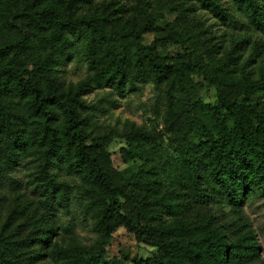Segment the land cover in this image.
<instances>
[{
  "label": "trees",
  "instance_id": "obj_1",
  "mask_svg": "<svg viewBox=\"0 0 264 264\" xmlns=\"http://www.w3.org/2000/svg\"><path fill=\"white\" fill-rule=\"evenodd\" d=\"M190 1L230 29L247 28L220 0ZM236 3L252 26L264 29L262 0ZM137 4L126 14L116 0H0V146L9 134L10 143H40L38 179L26 189L38 193L43 210L9 217L0 232V264H105V248L121 228L157 249L144 264H264L240 206L250 192L264 201V68L253 67L255 48L246 38L234 40L223 68L203 71L172 57L169 42L159 49L170 32L156 26L142 0ZM147 32L154 41L145 45ZM75 60L84 63L85 76L66 84L58 67ZM195 77L200 87L216 90L215 105L197 98ZM148 83L156 116L165 88L166 132L181 139L176 186L156 200L143 176L114 178L111 139L94 130L99 108L87 99L104 88L122 99L137 97ZM27 128L35 134L25 141ZM192 135L200 142L188 143ZM129 139L131 149H120L124 163L135 158L136 139ZM3 165L15 163L8 157ZM221 195L233 207L227 223L218 220L212 200ZM59 215L68 233L79 217L93 216L95 243L53 242ZM23 219L27 224H19Z\"/></svg>",
  "mask_w": 264,
  "mask_h": 264
},
{
  "label": "rangeland",
  "instance_id": "obj_2",
  "mask_svg": "<svg viewBox=\"0 0 264 264\" xmlns=\"http://www.w3.org/2000/svg\"><path fill=\"white\" fill-rule=\"evenodd\" d=\"M123 12L131 14L138 8L137 0H116ZM144 9L156 21V26L168 29L169 39L159 44L162 51L165 44L170 55L187 63L198 65L203 71H213L223 68L222 55L230 49L234 40L246 38L248 46L255 48L254 69L258 72L264 68V29L259 30L252 26L243 12L239 9L236 0H220L228 11L247 28L233 30L222 24L208 12L196 10L190 0H142ZM264 2V0H262ZM262 23L264 25V7L262 9ZM154 41L152 33L142 35L145 45ZM40 57V55H38ZM59 75L66 84H76L85 76V65L80 60H75L58 67ZM198 78L194 80V93L205 105L216 104L217 93L214 88L199 86ZM225 82L231 78L223 76ZM163 103L160 115L156 116L151 109L150 100L155 95L151 83L145 85L144 90L137 97L122 99L111 89H95L87 99L92 105H97L99 111L93 119V128L96 133L111 139L108 150L112 153V174L115 179L122 181L131 175L143 176L151 198L162 196L166 191L173 190L178 178V149L180 138L166 132V99L165 88L162 87ZM264 96V95H263ZM224 119L229 127L232 126L231 115L223 112ZM141 129L146 134L142 137L135 132ZM33 133L32 128L24 131V140ZM119 134L111 136L110 134ZM158 134V135H157ZM11 134L6 136L4 144L0 146V165L6 158L11 157L15 165L0 167V232L13 214L18 217L31 213L42 215V198L32 189L27 190V184L38 179L39 157L42 150L40 143L20 144L15 141L10 143ZM136 139L132 148L134 159L124 163L120 156V149H131L129 138ZM188 143H199L200 137L196 135L186 137ZM8 176L16 179L9 185ZM71 179L73 177H70ZM75 184L84 186L85 181L78 176ZM73 180V179H72ZM218 220L230 222L234 220L233 207L228 196L212 197ZM242 216L253 232L261 258L264 260V201L255 193L250 192L241 202ZM85 220V221H84ZM60 235L53 238L61 246L79 244L90 247L96 241L94 233L93 216L79 217L78 225L73 233L65 232L63 215L57 217ZM19 224H27L23 219ZM88 226V227H84ZM105 264H144L146 259L152 258L157 249L144 244H139L132 233L121 228L114 235L112 241L105 248Z\"/></svg>",
  "mask_w": 264,
  "mask_h": 264
}]
</instances>
